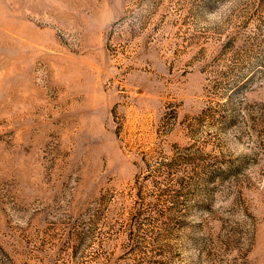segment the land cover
Returning <instances> with one entry per match:
<instances>
[{"label": "rangeland", "instance_id": "1", "mask_svg": "<svg viewBox=\"0 0 264 264\" xmlns=\"http://www.w3.org/2000/svg\"><path fill=\"white\" fill-rule=\"evenodd\" d=\"M0 264H264V0H0Z\"/></svg>", "mask_w": 264, "mask_h": 264}]
</instances>
